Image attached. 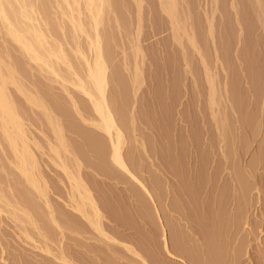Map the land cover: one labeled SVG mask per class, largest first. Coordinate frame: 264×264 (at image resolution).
<instances>
[{"label": "rangeland", "instance_id": "374dc122", "mask_svg": "<svg viewBox=\"0 0 264 264\" xmlns=\"http://www.w3.org/2000/svg\"><path fill=\"white\" fill-rule=\"evenodd\" d=\"M36 1L37 0H34L33 8H35L34 4H36V7H38V8L41 7V6H37L39 4V0L37 2ZM53 1H51V3L49 2L50 5L48 4L47 6H45L47 9H44L42 7L44 10L43 9L39 10L37 8V11L35 10L38 14V15L35 14L36 18L38 20V17H40L41 19L39 18V20H42V21H44V19L47 21L49 19H53L52 20L53 22L56 21L55 22L56 25L52 24L53 22L50 20L48 22H52V23L46 22L45 25H44L45 21L42 22L43 23L42 29L44 31L48 28V26L51 25V27L49 29L51 31L50 33H52V34H50L52 37L51 36L48 37V35H47V38L48 39L49 38H52V39L55 38V41H59L58 43L59 44L61 43V46L64 48V50H66L67 53H69L70 58L72 57L71 60L73 62L75 61L76 63L75 62L74 63L77 64V66H78L79 65L78 63L79 62L81 63V61H79L80 59L77 56L75 58V54L72 55L73 51L71 52L72 47H74V41L75 40L73 39L74 41L72 42V37L70 36V34H72V33L70 31H68V29L70 28V23L67 22V19L65 18V16L62 17L63 19H61L63 21L62 23H64V25H62V23H60L58 21V19H60L59 18L60 16L58 17L59 14L57 13V11L60 7L58 5H56L57 3L54 4V2L56 0L54 2ZM112 1H113V4L111 3L113 5L112 9H114V10L104 9L107 13H109V12H111V13L106 14L105 11L103 12L106 15L105 16L103 15L104 18L102 20V23H100L102 25L100 27L98 26V30L100 29L99 33L100 34L102 33V35H100V36H102L103 40H104V43H102L104 45H102V47H104L105 49L108 47L107 50H105V52L104 51L103 52L107 53L108 58L106 57L105 54H104V56L106 57L107 60L109 59L108 61L106 60L107 65L109 67V72L111 73L112 69L113 70L116 69L115 72H117V70H118L116 75L113 74L115 72H112L111 75L116 76V78H118V75H120L119 78H121V79H119V78L117 79L118 84H116L115 81L112 80L113 82H111L109 84V88L113 91L114 95H117V96H115L116 106L119 107V105H120V108H121V106H123V109L125 108L124 112H125L126 116L124 119V125H122V127H123L122 128V135H123L122 141L124 142V143L122 142V149H123V152H130L131 151L132 158H133L132 159L133 165H132V163L129 164L130 170L135 171L134 172L135 176L137 178L139 177L138 179H140L145 184H147V187H149V189L152 191L151 193L156 197L155 203L159 201L158 203H156L157 208L159 206V209H160L159 213L157 212L156 209H154L153 203L149 200L147 201V198L143 197L144 194H142L141 190H139V188L136 187L135 183H133L132 180H130L128 177H126L120 170H118V168H116V166H113L112 165L113 163H111L110 161L104 160V159H106L104 157L105 154L101 150H104L105 148L101 145L104 148V149H101L102 147L98 143V141L101 139H99L98 136H96L97 139H95V137L92 138L93 134L97 135L98 133H96L97 130L90 123V121L92 119H94V113L91 110L90 102L87 101V98L84 95H81V93L77 89L73 88L70 85V87H69L70 93L72 94L74 100L77 102L76 103L77 106L79 107V108L76 107V109H75V107L72 104L71 98L67 94L65 95V92L63 93V90H62L60 84L58 83L59 81L58 82H57V80L54 81L55 80L54 78H52L54 80H50L51 78H50V75L48 73L41 72V70L39 71V69H37V67L34 63H32L29 60H28L29 61L28 62L26 59L27 57H24L22 55L23 53L19 52L21 50L17 49L18 48L17 44H14L12 41L7 39L8 38L7 36H4V35L2 37H0V45L2 44L0 46V48L2 50L1 49L0 50L3 51V55H2V53H0V55H2V57H4L6 55V54H4V51L8 52V50H9L8 53H10V55H9L10 57H11V55H15V56L17 55L16 57L15 56H12V57L16 58V60H18L17 58H21L20 61H22V62H20V63H23V65H24L21 67H22V69L24 67V69H23V71H21V73H17V78L20 77L19 79L22 81H19V82H21L24 85V87L26 89H28L31 93L36 94L38 96L37 98L40 99V97L42 95V97H43L42 99L44 101L41 99L40 100L48 108L50 116L53 117V118L51 117V121H55L56 119L58 120V121L56 120L57 122L55 121V123L56 124L58 123L61 130H63L62 131L63 135H64L66 141L69 142L68 144H69V147H71L70 149H72L73 153L76 155V157H78V159L81 162V168L80 169H81L82 176L84 175L83 178L85 179L87 185L90 187V190L93 191V193L96 195L97 200L99 199L98 201H100L102 211L104 212L103 214L105 216V218L103 219V222L105 223V226L107 227V228L105 227V229L106 230L108 229L107 230L108 232L111 231L109 233L111 235H114V237H116L119 240H125V241L132 242V244L137 248V250H139L140 253L147 258L149 264H177V263L173 262V260L171 261V259H169L166 256L165 252L161 250V236H160L161 231L159 229V227H160L158 225L159 219L157 217V215H159V214L160 215L162 214L163 216L165 215L166 217H168L170 219L169 215H171V213H172V216H173L172 219L174 221L180 220L179 221L180 223L177 221L178 225L181 224L178 226L179 228H181L180 229L181 233L179 232V238H181L182 242H183V240L187 243L189 242L188 244L184 243V245L185 244L187 245L186 246L187 249L189 247V249L191 251L193 249L192 252H195V253H196V251H198L197 254H199L201 251L203 252V250H206V247L204 245L201 248V246H199L198 243H196L195 244L197 246V248H196V246L193 247L194 244H192V241L193 240L195 241V238H197L198 235L201 237L200 234H202V233H200V234H198V233L201 231H204V229L202 227V223L200 222L201 229H199L200 226H199L198 222H194L191 220L185 221L184 218H183L184 220L181 219L180 214L177 213L176 211L168 210L170 206L165 207L166 206L165 204H167V203H168L167 205H170L172 202L179 200V202L181 203L182 201H180V200H184V199H182V196H183L182 194L184 193L183 189L185 188V187L184 188H182V187L184 185L187 187V188H185V190L186 189H188V190L192 189L191 191L197 190V189H193V187L195 186L194 185L195 182H193V180H191V178L189 177L190 174H188L189 173L188 171H190V168L192 165L191 164L192 160L190 159L191 155H192V153H191L192 149H191V147L185 145L186 142L184 143V137H186V132H184L182 130V127L185 125V122H181V120H179L180 119L179 118V116H180L179 112H181V114H184V116L188 120L194 119V116L196 114L194 111L195 107L192 104V101L194 100L195 95H194L193 88L191 86V82H190L191 79H190L189 74L184 71L185 70L184 67L180 66L179 62L177 60V59H179L178 58L179 56L177 53V48H176L177 46H176V43H175L174 38H173L172 24L169 22L170 20H168L167 14L162 11L160 4L158 2L159 0H140L138 2L139 7H138L137 2L135 0H112ZM175 1H176V9H177V11L178 10L180 11V12L178 11L179 12L178 18L181 22L183 21V18H186L190 22H193V23L195 22L199 25H202L198 29L199 31L197 30L198 31L197 33L199 35H201V40H202V38H203V40L205 39L206 42L205 41H202V42L205 44L206 48L210 44V40H209L208 36H206V35H208L207 31L205 30L206 28L204 27V24H206L207 20H212V23L215 26V29L213 31V35H214L216 40H218V38L220 36L222 37V35L227 37V38L229 37L228 39L230 41L231 48L229 47L230 52L228 55V59H229V69L228 70H229L230 75H231V72H233V74H232L233 76L231 78H235L237 76L236 78L241 80V77L239 78V76L242 72H241V70L239 71V69L237 67L242 62L240 60H237L233 56L234 55L233 53H235V52L237 53L243 49H246V47H247L246 45L248 43L249 44L253 43V45L251 44L253 46V47L251 46L252 49H250L249 47H247V48L250 49V51L252 50L251 52L249 51L251 55L248 53L250 55V56L249 55L248 56L251 57L252 60L254 58L253 61H256V64L259 67L256 70V73L257 74L258 73H260V74L264 73V49H263L264 48V45H263L264 44V38H263L264 34H263V29H262V27H264L263 26L264 25V5H263L264 0H263V2L261 0L260 3H257V0L256 1H254V0H175ZM40 2H41V0H40ZM255 2H256V4H253ZM41 4L43 5V2L40 3V5ZM62 5H63V7H62ZM62 5H61L62 9L64 8L63 10L66 11L67 9H65L66 7H65L64 3H62ZM120 6H122V7H120ZM140 6H141V8H140ZM258 6H259V8H258ZM260 6H261V8H260ZM105 8H108V7H105ZM110 9H111V7H110ZM258 9L261 11H259ZM38 10L40 12H38ZM82 11H84V12H82V14L80 16L82 18L84 16V21L86 22L88 20V17L85 13L86 11L84 9H82ZM58 12H60V10ZM234 12H236V13H234ZM47 13L49 14V17H48ZM39 15H42V16H39ZM44 16L48 17L49 19L44 17ZM33 17H35V16L33 15ZM115 17L117 19L118 18L119 19L117 20ZM181 18H182V20H181ZM234 18L238 19L239 23L241 22V25H239V27L236 26L237 21H235ZM123 19H124V21H123ZM108 20L110 22H108ZM39 22H41V21H38V23ZM88 22H86V25H87L86 28H87L88 32L91 33L93 31L91 30L90 23L88 24ZM115 22L116 23L118 22L117 23L118 26ZM47 23H48V25H46ZM59 23L61 24V27L63 26L62 27L63 29H61V27L59 28V26H60ZM43 25L47 26L46 29L44 28ZM53 25H55L57 28H55V29L52 28V27H54ZM105 26H107V27H105ZM122 26H123V28H122ZM89 27H90V30H89ZM101 27L103 30L101 29ZM139 28H140V30H139ZM51 29H54L55 31L51 30ZM69 30H71V28ZM138 31H140V32H138ZM109 32H110V34H108ZM235 32H239V34H237ZM47 33H48V29L46 30L45 34H47ZM56 33L61 34V35H57ZM55 34H56V36H55ZM108 35H110L109 36L110 38L108 37ZM226 35H228V36H226ZM80 36L81 37L79 38L80 39L79 43H82L81 44L82 50L84 51V53L88 57H91L92 53H91L90 49H88L89 47H88L87 39L82 34ZM91 36H93V33L91 34ZM235 36L239 37V40H240L239 42H236L238 37L236 38ZM3 37L4 38L6 37V38L4 39ZM83 37H84V39H83ZM104 37H105V39H104ZM205 37H207V39ZM68 38H70V39H68ZM261 39H262V41H260ZM105 40H106V42H105ZM257 40L260 42H258ZM83 41H85L86 44H85V42L83 43ZM253 41L254 42L257 41L256 44L257 43H259V44L255 45ZM101 42H103V41H101ZM232 44H235V45H232ZM249 44H248V46H250ZM6 47H7V50L5 49ZM137 47H139L140 51L138 53V51L136 50L137 54H136V56H134L136 53L135 49ZM68 48H69V50H68ZM104 48H103V50H104ZM3 49H5V50H3ZM176 53H177V55H176ZM252 54L254 56H252ZM132 57L135 59H132ZM6 58H9V57L6 56ZM76 59H78V60H76ZM194 59L195 58H193V60ZM134 61H135L136 66H138V68H139V70H137V71L135 69ZM262 61H263V63H262ZM18 62H19V60H18ZM27 62H28V64H27ZM128 64H129V66H128ZM19 65L20 64H18V66ZM29 65H31V66H29ZM133 66H134V68H133ZM19 67H17V68H19ZM80 68H81L80 72L82 73L83 67L80 66L79 69ZM62 69L64 70V68H62ZM132 69H134V70H132ZM237 70H238V72H240V74L237 72ZM17 71H18V69H17ZM135 71L136 72L139 71V72L136 73ZM257 71H259V72H257ZM135 73H136V76H138L136 78L138 80H135V78H134V77H136V76H134ZM131 77H133L136 82L135 81L132 82L133 78H131ZM31 80H33V81H31ZM238 85H240L241 86L240 88H243V90H245L244 88L247 86V84L245 85L242 80L240 83H238ZM243 85H245V86L242 87ZM36 86L39 87V88L37 87V91H36ZM8 88H11L12 92H10V91L9 92L11 93V95H13V97H15V98L18 97L17 100L19 102L16 103L17 100L15 101V98H14V101L16 104V108H18L17 110L19 111L22 119L24 120L23 122L25 124L26 129H27V132L29 133V137H31V138L33 137L36 140V142L38 143V145L30 143V148H31L32 152L34 153V155L36 156L37 161L40 165V168L44 174V177L46 178V180L48 182V193H47L48 197H49L50 201L52 202L51 204L53 206V209H55V214H56L57 218L62 223V221H63L62 215H63L64 211H65V214L66 213L71 214L70 209H68L69 207H66L65 202H64V201H66V199H65L66 196L64 198V195H65L64 186L66 185V177H64L65 175L63 174L62 170L58 166L56 167V165H54L52 163V161L50 160L49 157L51 156L53 158L54 154L49 150L48 144L46 145V143L49 140L52 141L53 143L54 142L56 143V140H54L55 136H53L54 134H52L53 131L51 129L52 128L51 124L52 123L55 124V123L52 122L50 124L48 119H46L47 115L42 114V113H44L43 110H41L38 107H33L34 105H31L28 102L26 103L25 98L23 99L24 96H21L22 94L20 95V93L14 87L10 86ZM113 88L116 91H114ZM40 90H42V91H40ZM36 92H38V94H40V95H38ZM178 92H179V94H178ZM175 95H177V97L180 95L178 102H177ZM192 95H194V96H192ZM263 99H262V102L259 101V103H257L259 106H257V105L252 106V108H251L252 113H250V111L248 112V113H250L249 115H251L250 117L252 118V120H251L252 129L250 132H247V134H246V138H247V136L249 137V138H247V140L249 139L248 144L250 146L247 145L249 147L247 148V146H246L247 149H245V151L242 150L239 158L237 159V162L241 163L243 166L253 159L254 160L258 159V161H256V165H255L254 169L251 172L247 173V171H246L243 173V177H244V175L246 177L247 184L250 183L251 187L253 186V188L250 189V184H249V191L250 190L251 191L248 195H249V197L251 196L250 199L251 198L252 199L251 200L248 199V201H249L248 203H250V204H248L249 206H247L248 207V215H249L247 217L248 218L247 220L249 222L248 228L249 229L252 228V230L249 231L250 234L248 232H247L248 233L247 234L245 232L246 230H243V226H241L242 229H241V227L239 229L238 226H237V228H235L234 225L230 226V224H229L230 221H228L230 217H231L230 220L232 221L233 214L236 213L235 212L236 210H234V209L235 208L237 209L238 208L237 206H239V204L237 202L238 200L235 202V199H237V197H238V193L236 192V190H233V188H236V186L234 187V184H233V188H232V185H230L231 187L227 186L230 184V183H228L229 181L227 182V180H229L227 178H225V179L223 178L224 180L227 179L225 181V183H223L224 181L222 178H221L222 180H217L215 182V184L218 182L217 184L219 186L214 187V188H218V191L223 190L222 191L224 194L223 201L225 200L224 201L225 207H224V205H222V206L226 209V210L224 209V211H225L224 214L226 215L228 212L231 213L232 210L234 212L233 214L231 213V215L228 213L229 217L227 215H226V217H223L225 215L222 214V211H223L222 208L223 207L221 205L220 206H221L222 211L219 210L220 208L218 209L219 211H217V212L215 211L216 214L218 212L220 213V215L222 214L221 216H222L223 222H221V223H222V225L225 226V227L222 225L220 226V224H221L220 223L218 228L221 227L222 229L220 228V229L216 230V231L219 230L217 233L219 236L218 237L219 243L221 242L219 244V246L221 247L220 256H222V260H223V261L219 260L218 264H223V262H224V264H230L231 263L229 257L233 252V250L231 252V249H233V248H234V251L235 250L239 251L240 248H242V250H240L238 252L237 255H239V256L236 257L237 260L235 259L236 261L233 264H264V218H263L264 212L261 208L263 206V204H262L263 202H261V200L264 201V102H263L264 100ZM190 103H191V105H190ZM28 104L31 106H29ZM186 105H188V107ZM191 106H192V108H190ZM19 107L21 108V111H20ZM130 107H132V108L130 109ZM67 108H68V110H67ZM187 108H189V109H187ZM57 109H59V110H57ZM131 110L133 111V114H134L132 120L129 119V116H130L129 114H130ZM183 112H185V113H183ZM79 114H80V116H78ZM190 114H192V115H190ZM42 115H45L46 117L43 118ZM79 117H81V118H79ZM86 119L88 120V122L86 121ZM182 123H183V126H182ZM70 124L71 125L73 124L72 125L73 127ZM195 124H197V123H195ZM195 124L193 126H195ZM50 126H51V128H50ZM193 126H192V128H193ZM254 126H255V128H254ZM183 128H186V127H183ZM194 128H197V127L195 126ZM201 131H202V129H201ZM184 133H185V135H184ZM250 133H252L251 136H250ZM178 134L182 135V136L184 135L183 138L181 136L183 141H179V139H178L179 135ZM140 138H142V139H140ZM0 139H2V140H0V142H1L0 144H2V148L0 147V167H4V165H5V167H4L5 169L0 168V176H1L0 181L3 179V181H1V183H2L1 188L6 191V192L4 191L5 193H7L8 188L6 187V182L9 181V183H7V185L11 183L10 184L11 187L14 186L13 190L18 193V191L23 190V188H22V186L21 187L19 186V184L16 182L17 180L16 181H13L14 179L11 180L12 179L11 176L13 177L12 172L14 169H12V167H11L12 165H8L7 160H5L6 159L5 156L9 157V156H11L10 155L11 153L9 152V149L7 147H5V145H7V144H5L6 142L3 141V138L1 137ZM96 140H98V141H96ZM73 143H74L75 148L72 146ZM188 148H190V149L188 150ZM3 150H4V152H3ZM6 152L9 154L6 155ZM61 152L62 151H60V154H61ZM187 152H189V153H187ZM4 153H5V155H4ZM189 154H191V155H189ZM64 157H66V161L68 160L67 165L70 166V168L72 170L75 169L73 167L76 165L75 161H73L74 157L72 158L69 155L67 156V154ZM103 157H104V159H103ZM67 158H69V159H67ZM54 159L57 162H59L58 159H56V157H54ZM185 161H187L186 165H185ZM102 163H103V165H102ZM6 168L8 171L6 170ZM103 168H104V170H103ZM105 168H108V170H106ZM10 169L12 170V172ZM168 169H170V170H168ZM199 169L200 170H197V172H196V174H198V176L201 173L204 174L203 173L204 170L201 168H199ZM178 170H179V172H178ZM5 171H7L9 173V176L8 175L7 176L10 178L11 181L9 180L8 177L5 178V176H6L5 174H8ZM162 171H164V172H162ZM171 171H172V174L173 173H175V174L172 175ZM226 171L227 170L222 171L223 172L222 177L225 176L224 174L226 173ZM177 172H178V174H177ZM183 173L185 174V177H184ZM186 174H187V176H186ZM202 174L198 177V182H199V179L201 178L202 182L200 184H201V186H204V188L202 187V189H201V187H199L198 188L199 191L198 190L196 191V192H201L200 194H202V195L196 193L198 197H196L195 200H197V201H195L194 199H191V201L194 200V202L190 201L189 204L187 203L188 206L187 205L186 206L190 209H193V208L195 209L196 206L194 207L193 205L194 204L197 205V202L198 203L201 202L200 204L202 205V211H200L201 208L199 211H200V213L202 212L201 215L204 216V219H205V216H207L205 219V221L207 222V220L211 217V216H209V213L207 212V210L209 208V207L207 208V206H209V203L211 202L210 195H208V193H207L208 189L210 188V182L208 183L206 181L207 175L206 174L202 175ZM176 175L177 176L179 175V181L180 182L182 181V178H184L183 182H184V180H185V182L184 183L181 182L182 184L181 183L179 184L178 183L179 181L177 179L178 177ZM180 176H182V177L180 178ZM186 177H187V179H186ZM204 178H205V180H204L205 182L203 181ZM4 180L6 182H4ZM244 180H245V178H244ZM247 180L249 181V183ZM12 182H13V184H12ZM16 184L18 187H20V189L18 187H17L18 189H16ZM160 184H161V187H160ZM163 184H165L164 185L165 187H162ZM196 184H198L197 181H196ZM191 185H193V187ZM190 186L192 188H189ZM198 186H199V184H198ZM172 187H174V188H172ZM196 187H197V185L194 188H196ZM155 188H157V189H155ZM220 189H222V190H220ZM188 190H186V191H188ZM232 190L237 193L236 198H235L236 193H233ZM161 191H163V193H166L167 196L165 194H163V195H165L166 198L163 197ZM180 191H181V193H180ZM186 191H185V193H186ZM216 191H217V189H216ZM218 191H217V193H220ZM137 192L140 194V196L138 195ZM17 193H15V194H17ZM215 193L216 192H214V194ZM141 194H142V197H141ZM203 194H204V196H203ZM225 194H226V197H225ZM232 194H234V195H232ZM7 195L9 196V191H8ZM159 196H161L162 198ZM207 196H209V198L205 199L204 197H207ZM259 196L261 199L259 198ZM17 197H18L19 201H20V199L22 201V198H19L20 197L19 193H18ZM139 197H141V198H139ZM257 197H258L259 201L257 200ZM186 198L187 197L185 195V200L187 201L189 198H187V199ZM157 199H159V200L157 201ZM164 199H166V200L164 201ZM208 199L210 200V202ZM230 199H234V201L233 200L230 201ZM160 200L161 201L163 200V202H166V203L163 204L162 202H160ZM186 201H185V204H186ZM226 201H228V204H230V205L226 204L227 203ZM21 203H23L22 205H24L27 202H25V200H24V202H21ZM36 203H37L36 206L31 205V203H28L25 206L29 207L28 206L29 204L32 206V207L30 206V208H33L32 210H34V211L31 210L32 215H34V217L36 216L35 217L36 220L41 218V221L38 220V223H39V225H41V227H45V228L51 227L52 228V226H51L52 224L50 223L49 219L46 217L47 216V214H46L47 209L42 206L41 201H36ZM163 206L165 207L164 209H163ZM197 206L199 207V204ZM204 206H205V208H204ZM211 207L212 206L210 203V208ZM230 208H231V210H230ZM263 208H264V206H263ZM6 209H9V208H6ZM197 209H199V208H197ZM227 209H229V211ZM209 210H210V212H212L211 209H209ZM216 210H217V208H216ZM174 214H175V217H174ZM260 214L263 216L262 217L263 221L260 220L261 219ZM41 215H42V217H41ZM162 215H161V218H163ZM215 215H214V217H215V220L217 221V219L220 216H218V215L215 216ZM176 216H177V218L178 217H180V218L177 219ZM214 217L212 218L213 223L215 222ZM216 217H217V219H216ZM224 218H226V219H224ZM163 219H165V218H163ZM1 220H3L4 222L1 221L2 223H0V227H1L0 228V238H1L0 240H1L2 244L4 245V247L6 246L5 247L6 248L5 249L6 254H4V256H6L5 258L8 260L7 264H11V263L15 264L16 263L15 260L16 259L19 260V258H22V257H24V258H22V259H24V261L26 259L30 258L29 260L25 261V263H27V264H29L30 260H31L30 262H34L35 259H38L39 256H37L38 258L35 257L36 256V255L34 256L35 253H33L32 249H29V248H31L28 245L30 243V240L26 239L25 237H24L25 239H23L22 235H21L22 237L18 236L20 238L15 236V234H16L15 232L18 231L17 227L15 226V222L14 223L10 222L11 219L9 218V216L7 217L6 214L5 215L2 214ZM117 220H118L119 226H118ZM209 220H211V218ZM209 220H208V223H206L204 220H202L204 222V224H206V226L204 225V227H207L208 226L207 224H210ZM218 220H220V218ZM187 221H188V223H187ZM227 221H228V223H226ZM63 222H65V221H63ZM177 222H175V224H177ZM25 223H26V221H25ZM24 225H27V224H24ZM66 225H67V223H66ZM63 226H65V225L63 224ZM228 226L231 229H229ZM28 227L31 228V225L29 224V222H28L27 228ZM111 227L113 229L114 228L116 229L118 227V229H120V232L117 233V231H115V229L113 230ZM12 228L14 230H11ZM225 228L228 230H226ZM248 228H247V230H249ZM31 229H33V228H31ZM115 232L117 235L115 234ZM167 235H169V234H167ZM77 238H78V241L80 240L78 243L76 242L77 239H76V241L74 239V241H75V243H74L73 240L70 241L68 238L65 239V243L68 245L70 243L73 244L75 246V248H77V250L81 254V252H83V250L86 251V247H85L86 245L84 246L85 248L83 247L84 249L81 247L82 244H84V242H86V240L83 238L81 239V237H79V236ZM98 238H100V237L98 236ZM201 239L199 241H201ZM220 239H222V240L220 241ZM81 241H83V242L80 243ZM79 243L81 246L79 245ZM153 243H154V245H152ZM109 244L112 245V243H109ZM113 244H115V243H113ZM98 245H100V250L101 251L103 250L102 251L103 253H99V254H102V255H100L101 256L100 259L98 258L99 257L98 253L96 254L98 257L93 255L96 259H98V261H100L97 263V261H94L96 259L93 257L94 258V260H93L94 264H95V262L97 264H101V263L103 264V260H104V264H107L108 261H106V260L108 259L107 258L108 256H109V258H112V256H113V259H114V260L110 259L111 261L108 262L110 264L111 263L113 264L114 262H115L114 264H116V263L117 264H121V263L122 264H137L135 262H138L137 258L131 256L127 251H126L127 253L125 252L126 258L124 256H122L124 258H121L118 253H117L118 255L114 254L115 252H117L115 250H113L115 252H113L111 250L113 255L109 250L108 251L109 255H108L106 253L107 251H105L106 250L105 245L103 243L101 244V241H99ZM116 245H113V247H115L116 249L117 248L119 249L120 247H118V246H120V245H118V244H116ZM241 245H242V247H241ZM190 247H193V248L191 249ZM200 248H201V250H200ZM79 249L82 251H80ZM146 249H147V251H146ZM119 250L121 252L125 251V250H122L121 248ZM202 252L200 254L203 257L204 255L202 254ZM79 253L77 255H80ZM82 254H84V253H82ZM91 255H92V253H91ZM152 255H154L155 257L157 256V257L154 258V256H152ZM80 256H78V257L82 261L79 259H78V261L80 263L81 262L86 263L87 257L85 260L83 258L84 256H82V257H80ZM220 256H218V258ZM25 257H26V259H25ZM102 257L104 258L103 260L101 259ZM223 257H225V259ZM151 258H154V259H151ZM18 260H17L16 264H18ZM21 263H19V264H21ZM87 263H89V262H87ZM90 263L92 264V262H90Z\"/></svg>", "mask_w": 264, "mask_h": 264}, {"label": "bare ground", "instance_id": "6f19581e", "mask_svg": "<svg viewBox=\"0 0 264 264\" xmlns=\"http://www.w3.org/2000/svg\"><path fill=\"white\" fill-rule=\"evenodd\" d=\"M51 1H53V0H51ZM51 1L50 0H43V1L41 0V2H40V0H39V4L37 6H41V7L38 8V7H36V4H34V6L36 8L35 9V8H33L34 0H0V37H2L3 35L7 36L8 37L7 39L12 41L14 44H17V47H18L17 49L21 50L19 52H22L23 54L22 53L21 54L24 57H27L26 58L27 61L29 60L32 63H34L36 65L37 69H39V71L41 70V72L48 73L50 75V78H51L50 80L55 79L54 81H56V80H57V82L59 81L58 83L60 84V86L63 90V93L65 92V95L67 94L71 98L72 104L75 107V109L78 106L76 104L77 102L74 100L72 94L70 93V90H69L70 85L73 88L77 89L81 93V95H84L87 98V101L90 102L91 110L94 113V119H92L90 121V123L97 130L96 133H98L97 135L93 134L92 138L95 137V139H97L96 136H98L99 139H101V140L98 139L99 141L98 140H96V141H98L100 146L102 145L105 148L104 149L102 146H101L102 148L100 147L101 149H104L101 151L104 152V154H105L104 157L107 160L104 159V157H103V159L105 161H110L111 163H113L112 164L113 166H116V168H118V170H120L126 177H128L130 180H132L133 183H135L136 187H138L139 190H141L142 194L145 195V196L143 195V197L147 198V201L148 200L151 201L153 203L154 209H156L157 212L159 213V211H160L159 206L157 208V205H156V203L159 202L158 201L159 199H157L158 202L155 203L156 197L151 193L152 191L149 189V187H147V184H145L143 181L138 179L139 177L137 178L135 176V174H134L135 171L130 170L129 164L132 163V165H133V160H132L133 158H132L131 151L130 152H123V149H122V142H123L122 141V139H123V135H122V128L123 127H122V125H124V119L126 116L125 112H124L125 108L123 109V106H121V108L123 109L122 110L120 108V105H119V107L116 106L115 96H117V95H114L113 91L109 88V84L113 81H115V83L118 84L117 79L119 78L120 75L117 74L118 78H116V76L111 75V73L115 72L116 69L115 70L112 69L111 73L109 72V67H108L107 62H106L107 53H104L108 47L106 49L104 47H102V45H104V44H102V43H104V40H103V37L100 36V35H102V33L101 34L99 33L100 29L98 30V26L100 27L102 25L100 23H102V20L104 18L103 15L105 16L106 14L111 13V12L107 13L104 9L114 10V9H112L113 8V5H112L113 1L112 0H56V1L54 0L55 2L53 1L54 4L57 3L56 5H58L60 7L58 9V11L60 10V12L57 11V13L59 14V15L57 14L58 17L60 16L59 17L60 19H58V21L60 23H62L63 21L61 19H63L62 17L65 16V18L67 19V22L70 23L71 30H69L70 29L69 28L68 31H70L72 33V34H70V36L72 37V42L75 40L74 41V47H72L71 52L73 51L72 55L75 54V58L77 56L80 59L79 61H81V63L79 62L78 66H77V64H75L76 63L75 61H74L75 62L74 63L71 60L72 57L70 58L69 53H67V51L64 50V48L61 46V43L60 44L58 43L59 41H55V38L54 39L49 38L50 40L47 38V35H48V37H50L51 36L50 34H52V33H50L51 31L49 29L51 27L50 24H49L50 26H48V28H47L48 33L45 34L46 30H47L46 29L47 26H44L45 23L48 22L49 20L50 21L53 20V19L48 18L49 14L47 13L48 17L44 16V17L49 19L48 21L44 19L45 22L42 20H39L40 17H38V16H37L38 20L36 18L35 14H37V12H36L37 8L39 10H41L43 8L47 9L45 6H47L48 4L50 5ZM135 1L137 2V5L139 7L138 2L140 0H135ZM254 1H256V0H254ZM260 1L261 0H257V3H260ZM42 2H43V5L42 4L40 5V3H42ZM158 2L160 4L162 11L167 14L168 20H170L169 22L172 24L173 38H174V41L176 43L177 53L179 56V57L177 56L179 58L177 60L179 62V65L184 67V69H185L184 71L189 74L190 79H191L190 80L191 86L193 88L194 95H195V98L193 97L194 100L192 101V104L195 107L194 108L195 110L194 109L193 110L195 111V114H196L194 116V119L188 120L184 116V114H181V112H179V115H180L179 120H181V122H185V125L183 126V123H182V126L186 127V128L182 127V130L184 132H186V137H184V143L186 142L185 145L191 147V149H192V151H191L192 155L189 154V155H191L190 159L192 160V163H191L192 165H191V168L189 167L190 171H188L189 172L188 174H190L189 177L191 178V180H193V182H195L194 185L195 186L197 185V187L194 188L195 186L194 187H193V185H191V186L193 187V189H197L198 191H199V189H198L199 187H201V189H202V187L204 188V186H201V184H200L202 182L201 178L199 179V182H198V177L202 173L200 172L201 174L199 176H198V174H196L197 170H200L199 168L203 169L204 170L203 173L207 175L206 181L208 183L210 182V188L208 189L207 193H208V195H210L211 202L209 199L208 200L211 203V206L213 207V208L212 207L210 208V203H209V206H207V208L209 207L207 212L209 213V216H211L210 217L211 220H209L210 219L209 218L208 220H209L210 224H207L208 226L204 227V225L206 226V224H204V222L202 220L205 221L207 216H205V219H204V216L201 215L202 212L200 213V211H202V205L200 204L201 202L200 203L197 202V205L199 204V207L195 204L193 205L194 207L196 206L199 209H197L196 207H195V209L194 208L190 209L187 207L188 204L190 203L191 199L195 200V198L198 197L197 194H200L201 192H196L197 190L191 191L192 189L191 190L186 189V190H188V191H186L185 188H187V187L185 185L184 186L182 185L183 186L182 188L185 187L183 189L184 193L182 195L184 197L182 196V199L185 200V195L187 198H189L187 201L185 200L186 204H185L184 200H180L183 203L182 202L180 203L178 200V201L172 202L170 205H167L168 203L165 204L166 205L165 207L170 206L169 209L168 208L167 209L176 211L177 213L180 214L181 219L184 218L185 221L191 220L194 222H198L199 226L201 225L200 222L202 223V227H203L204 231L200 230L201 232H199V233L197 232L198 234L202 233V234H200L201 237L198 235V237L195 238V241L194 240H193L194 242L192 241V244H194L193 247H195L196 246L195 244L198 243V245L201 246V248L204 245L206 247V250H203V252L201 251L202 254L204 255L202 257L200 254L201 253L200 251H199L200 252L199 254H197L198 251H196V253L192 252L193 247H190L192 249V251L189 249V247H188V249L186 248V246H187L186 244H188L189 242L187 243L184 240L182 242L181 238H179V232L181 233V230H180L181 228H179L178 226L181 224L178 225V222L180 220L179 221L177 220L178 222L174 221L172 219V217H173L172 213H171V215L168 214L170 216V219L168 217H166L165 215L163 216L162 214L161 215L165 219L161 218L160 214L157 215V217L159 219L158 225L160 226L159 229L161 231V233H160L161 250L165 252L166 256L169 259H171V261L173 260V262H175L177 264H218L219 260H221V261H223V260H222V256H220L221 247L219 246V244L221 242L219 243V238H218L219 236L217 233L219 230L218 231H216V230L221 228V227L218 228V226L221 222H223L221 215L225 213V211H224V209H225L224 208L225 207L224 201L225 200L223 201V196H224V194L222 192L223 190L220 189L222 191H218V188H214V187L219 186L217 184L218 182L215 184V182L217 180H222L223 178L229 179V180L226 179L227 182L229 181L228 183H230L227 186L231 187L230 185H232V188H233V184H234V187L236 186V188H233V190H236V192L238 193V197H237V199H235L237 196V193L232 190L233 193H236L234 199H235V202L238 200L237 202H238L239 206H237L238 207L237 209L236 208L234 209V210H236L235 214H233L234 213L233 210L231 212L233 214L232 221L230 220L231 217L228 220L231 222V223L229 222L230 226L234 225L235 228H237V226H238L239 229L241 226H243V230H246L245 232L246 233L248 232L249 234H250L249 231L252 230L251 227H250L251 229L248 228L249 222L247 220L248 219L247 217L249 216L247 206H249L248 204H250V203H248L249 202L248 199L249 200L252 199V198L250 199L251 196L249 197V195H248L251 191V190L249 191V184L250 183L247 180L249 183V184H247L246 177H245V175L243 177V173L246 171H247V173L251 172L254 169V167L256 165V161H258V159L257 160L253 159L250 162H248L247 164H245L244 166L241 163H238L237 159L239 158L241 151L242 150L245 151V149H247L250 146L248 144L249 139L247 140V138H249V137L247 136V138H246L247 132H250L252 129V127H251L252 126L251 125L252 124V122H251L252 118L250 117L251 115H249V114L252 113L251 112L252 106H254V105L259 106L257 103H259V101L262 102V99L264 98V73H261V74L256 73V70L259 67L256 64V61H253L254 58L252 60V58L249 57L251 55L250 52L252 50L250 51V49H252L251 46L253 45V43H250V44L248 43L250 46H248V44L246 45L250 49H248L246 47V49H243L237 53L234 51L235 53H233L234 54L233 56L237 60H240L242 62L237 67L239 69V71L241 70V72H242L240 74V72H238V70H237V72L240 74L239 78L241 77V80L243 81V83L245 85L247 84V86L244 88L245 90H243V88H240L241 86L238 85V83H240L241 80L236 78L237 77L236 75H235L236 76L235 78H231L233 76L232 75L233 72H231V75H230L229 70H228L229 69L228 55L230 52L229 47L231 48V44H230V41L228 39L229 37L227 38V37L222 35V37L218 36L219 38H218V40H216L214 35H213V31L215 29V26L212 23V20H207L206 24H204V27L206 28L205 30L207 31V34H208L206 36H208V38L210 40V44L206 48L205 44L202 42V41H205V39L203 40V38H202V40H201V35H199L197 33L199 31L198 29L202 25H199L195 22L194 23L190 22L186 18H183V21L181 22L178 18V15H179L178 13L180 11L178 10L179 11L178 12L176 9V1L175 0H159ZM262 2H263V0H262ZM62 3H64V5L66 7L65 9H67L66 11L63 10L64 8L62 9V7H63ZM253 4H256V2ZM61 5H62V7H61ZM105 7H108V8H105ZM110 7H111V9H110ZM120 7H122V6H120ZM140 8H141V6H140ZM258 8H259V6H258ZM260 8H261V6H260ZM82 9H84L86 11L85 13L88 17V20L86 22L89 21L88 24L90 23L91 30L93 31L91 33H89L87 28H86L87 25H86V22L84 21V16H83V18L80 16L82 14V12H84V11H82ZM39 10H38V12H40ZM104 11L106 12V14L103 13ZM259 11H261V10H259ZM234 13H236V12H234ZM33 15L35 17H33ZM39 16H42V15H39ZM181 20H182V18H181ZM38 21H41V22L38 23ZM123 21H124V19H123ZM235 21H237L236 26L239 27V25H241V22L239 23L238 19H235ZM42 22H44L43 26L46 29V30H44L45 32L42 29L43 28ZM52 22H48V23H52ZM55 22L56 21H54L52 24L56 25ZM108 22H110V21L108 20ZM48 23L46 25H48ZM60 23H59V25H60L59 28L61 27ZM55 25H53L54 27H52V28H54V29L57 28ZM62 25H64V23H62ZM117 26H118V24H117ZM62 27H61V29H63ZM90 27H89V30H90ZM105 27H107V26H105ZM122 28H123V26H122ZM54 29H51V30H54ZM101 29H102V27H101ZM262 29H263V34H264V27H262ZM139 30H140V28H139ZM138 32H140V31H138ZM92 33H93V36H91ZM235 33L239 34V32H235ZM56 34H55V36H56ZM81 34L87 39V43H88V47H89V48L88 47L87 48L90 49V51L92 53L91 57H88L84 53V51L82 50V47H81L82 43H79V40H80L79 38L81 37L80 36ZM108 34H110V32ZM57 35H61V34H57ZM109 36L110 35H108V37ZM226 36H228V35H226ZM238 36H235V37L237 38ZM84 37H83V39H84ZM205 38L207 39V37H205ZM68 39H70V38H68ZM104 39H105V37H104ZM101 41H103V42H101ZM239 41L240 40L238 37L236 42H239ZM260 41H262V39ZM260 41H258V42H260ZM84 42L85 41H83V43ZM105 42H106V40H105ZM256 42H254L255 45L259 44V43L256 44ZM85 44H86V42H85ZM232 45H235V44H232ZM103 48H104V50H103ZM5 49L7 50V47ZM5 49H3V50H5ZM138 49H139V47H137L135 49V51L137 50L139 53L140 49L139 50ZM68 50H69V48H68ZM137 51H136L134 56H136ZM8 52H9V50H8ZM8 52L4 51V54H6L4 57H2L3 51L0 52V53H2V55H0V138L2 137L3 141L6 142V143L4 142L5 144H7V145H5V147H7L9 149V152L11 153L10 154L11 156H9V157L5 156L6 157L5 160H7L8 165H12L11 166L12 169L15 170V171L13 170V172H12V170L10 169L12 172V175H13V177L11 176V178H12L11 180H13V179H14L13 181L17 180L16 182L19 184L20 187L22 186L23 190H20L21 192L17 190L19 193V196H20L19 198H22V201H21V199L19 201L18 197H17L18 193L13 190L14 186L11 187V185H10L11 183L7 185V183H9V181L6 182L4 180V182H6V187L8 188V191H9V196H8L7 195L8 191H7V193H5L6 191L1 188V185H2L1 181H3V179L0 181V223H2L1 221H3V220H1L2 214L3 215L6 214V216L7 217L9 216V218L11 219L10 222H13V223L15 222V226L18 229V231L15 232L16 233L15 236H17V237L23 236L22 237L23 239L26 238V239L30 240V243L26 240L29 243V244L28 243L27 244L31 247L29 249H32L33 253H35L34 256L35 255H36L35 257L39 256V258L37 257L38 259H35V261L33 260L34 262H30L31 261L30 260L29 264H84L85 262L80 263L78 261V259H79L78 256H80V255H81L80 257L84 256L83 258L85 260L87 257L86 261L89 263L92 262V264H94L93 260L95 257L93 255L97 256L96 255L97 253L98 254L103 253L102 252L103 250L102 251L100 250V245H98L99 241H101V244L103 243L105 245V249H106L105 251H107L106 253L108 255H109V253H108L109 250H110V252H111V250L112 251L115 250V251H117V252L113 251V252H115L114 253L115 255L118 253L121 258H124L126 256V253L128 252L131 256L137 258L138 262H135V263H137V264H149L147 258L145 256H143L139 250H137V248L132 244V242L125 241V240H119L116 237H114V235H111L109 233L111 231L108 232L107 231L108 229L107 230L105 229L106 226H105V223L103 222V219L105 218V216L103 214L104 212L102 211L100 201H98L99 199L97 200L96 195L93 193V191L90 190V187L87 185L85 179L83 178L84 175L82 176L81 169H80L81 168L80 160L73 153L72 149H70L71 147H69V144H68L69 142L66 141V139L63 135V132H62L63 130H61L58 123L57 124L55 123V121L57 119L56 120L54 119L55 121H51L52 116H50L48 108L46 107V105L41 101V100H43L42 95L40 97V99H41L40 100L39 98H37L38 96L36 94L31 93L28 89H26L24 87V85L21 82H19L22 80L19 79L20 77L17 78V73H21V71H23V69H24V67H23V69L21 67V66H24L23 63H20V62H22V61H20L21 58H17L19 60V62H18V60H16V58L12 57L15 55H11V57H12L11 58L9 56L10 53H8ZM177 53H176V55H177ZM104 54L106 55V57L104 56ZM6 56L9 57L10 59L6 58ZM252 56H254V55L252 54ZM193 58H195V59L193 60ZM132 59H135V58L132 57ZM76 60H78V59H76ZM28 62H27V64H28ZM262 63H263V61H262ZM18 64H20L19 66L21 68L18 66ZM134 65H135L136 71L139 70L138 66H136V64H135V61H134ZM29 66H31V65H29ZM80 66L83 67L82 73L80 72L81 68L79 69ZM128 66H129V64H128ZM17 67H19V68H17ZM62 68H64V70ZM133 68H134V66H133ZM17 69H18V71L19 70L20 71L18 72ZM132 70H134V69H132ZM117 72H118V70H117ZM117 72H115L113 74L116 75ZM138 72H136V73H138ZM257 72H259V71H257ZM136 73L134 76H136ZM133 77H131V78H133ZM137 77L138 76L134 77L135 80H138V79H136ZM52 78H54V79H52ZM134 78H133L132 82L135 81ZM119 79H121V78H119ZM31 81H33V80H31ZM245 85H243L242 87H244ZM10 86L14 87L20 93V95L22 94L21 96H24L23 99L25 98L26 103L28 102L29 104L34 105L33 107H38L41 110H43L44 113H42V114L47 115L46 119H48L50 124L52 122L55 123V124L52 123L51 124L52 128H51V126H50V128L53 131L52 134H54L53 136H55V139L54 138L53 139L56 140V143L55 142L53 143L52 141L49 140L46 143V145L48 144L49 150L54 154V157H56V159H58L59 162H57L54 159V157L52 158L51 156L49 157L50 160L52 161V163L54 165H56V167L58 166L62 170L63 174L65 175L64 177H66V185L64 186V188H65L64 189L65 190L64 198L66 196V198H65L66 201H64V202H65V206L69 207L68 209H70L71 214H69V213L65 214V211H64V213L62 215L63 216L62 220L65 222L62 221V223H61L59 221V219L57 218V216L55 214V209H53V206L51 204L52 202L50 201V199L48 197V194H47L48 193V182H47L46 178L44 177V174L40 168V165L37 161L36 156L34 155V153L32 152V150L30 148V143H33L35 145H38V143L36 142V140L33 137L32 138L35 141L31 137H29V133L27 132V129H26L25 124L23 122L24 120L22 119L19 111L17 110L18 108H16L15 101L17 100L18 97L15 98V97H13V95H11L10 92H12V90H11V88H8ZM37 87L38 86H36V91H37ZM115 89H114V91H116ZM42 90H40V91H42ZM38 92H36V93L38 94ZM178 94H179V92H178ZM38 95H40V94H38ZM177 95H175V97H176L177 102H178L180 95L178 97H177ZM194 95H192V96H194ZM14 98H15V101H14ZM18 102L19 101L17 100L16 103H18ZM31 105H29V106H31ZM190 105H191V103H190ZM186 106L188 107V105H186ZM131 108L132 107H130V109ZM190 108H192V106ZM187 109H189V108H187ZM57 110H59V109H57ZM67 110H68V108H67ZM20 111H21V108H20ZM131 111L129 114L130 115L129 119L132 120L134 114H133V111L132 112ZM249 111H250V113H248ZM183 113H185V112H183ZM80 114L78 116H80ZM190 115H192V114H190ZM42 116H43V118L46 117L45 115H42ZM81 117H79V118H81ZM86 121L88 122L87 119H86ZM195 123H197V124H195ZM194 124L197 128H194L195 127V126H193ZM192 126H193V128H192ZM254 128H255V126H254ZM201 129H202V131H201ZM251 134L252 133H250V136H251ZM184 135H185V133H184ZM181 136L182 135H179V137H178L179 141H183V139H182L183 136H182V138H181ZM140 139H142V138H140ZM0 140H2V139H0ZM0 145H1L0 147L2 148V144H0ZM247 145H249V146H247ZM72 146L74 147V143ZM246 146H247V148H246ZM189 149L190 148H188V150ZM60 151H62L61 154H60ZM3 152H4V150H3ZM187 153H189V152H187ZM7 154H9V153L6 152V155ZM66 154H67V156L69 155L72 158L74 157L73 161H75L76 165L74 164L75 166H73V167L75 169L72 170L70 168V166L67 165L68 160L66 161V157H64V156H66ZM4 155H5V153H4ZM67 159H69V158H67ZM186 162L187 161H185V165H186ZM102 165H103V163H102ZM4 167H5V165H4ZM4 167H0V168H4ZM105 169L108 170V168H105ZM6 170H7V168H6ZM103 170H104V168H103ZM168 170H170V169H168ZM224 170H227L226 173L224 174L226 177L224 175H223L224 177H222V174H223L222 171H224ZM7 171H5V172H7ZM172 171H171V174H172ZM162 172H164V171H162ZM178 172H179V170H178ZM178 172H177V174H178ZM174 174L175 173H173L172 175H174ZM204 174H202V175H204ZM5 175H6L5 176V178H6L9 176V173L5 174ZM183 175L185 177L184 173H183ZM186 176H187V174H186ZM177 177L176 178L179 181V175ZM181 177L182 176H180V178ZM0 178H1V176H0ZM244 178H245V180H244ZM183 179L184 178H182L181 182H183ZM186 179H187V177H186ZM224 179H223L224 182L222 181L223 183H225V181H226ZM9 180H10V178H9ZM204 180H205V178L203 179V181ZM196 181L199 184V186H198V184H196ZM181 182L179 181L178 183L180 184ZM184 182H185V180H184ZM12 184H13V182H12ZM164 185L165 184H163L162 187H165ZM191 186L189 188H192ZM17 187L18 186L16 184V189H18V188L20 189V187H18V188ZM160 187H161V184H160ZM172 188H174V187H172ZM251 188H253V186L251 187V184H250V189ZM155 189H157V188H155ZM216 189L220 193H217ZM185 191H186V193H185ZM214 192H216V193L214 194ZM15 193H17V194H15ZM161 193H162V195L163 194L166 195V193H163V191H161ZM180 193H181V191H180ZM142 194H141V197H142ZM138 195L140 196L139 193H138ZM165 195H163L164 198H166ZM200 195H202V194H200ZM232 195H234V194H232ZM203 196H204V194H203ZM141 197H139V198H141ZM159 197H161V196H159ZM225 197H226V194H225ZM204 198L205 199L209 198V196L204 197ZM259 198H260V196H259ZM234 199H230V201L231 200L234 201ZM24 200L27 203L22 205L23 203H21V202H24ZM165 200L166 199H164V201ZM194 200L191 202H194ZM257 200H258V197H257ZM36 201H41L42 206L47 209V213H46L47 216L46 215L45 216L49 219L50 223L52 224L51 225L52 228L51 227H49V228L48 227L47 228L41 227V225H39V223H38V220L41 221V218L36 220L35 219L36 216L34 217V215H32L31 210L33 208H30V206L31 205L36 206V204H37ZM195 201H197V200H195ZM160 202H162L163 204L166 203V202H163V200L162 201L160 200ZM226 202H227L226 204H228V201H226ZM261 202H263L262 204L264 206V201L261 200ZM28 203H31V205L29 204L28 205L29 207L25 206ZM220 205L221 206L224 205V207L222 206L223 207L222 210L224 212L221 210ZM228 205H230V204H228ZM263 206L261 208L264 212ZM165 207L163 206V209ZM6 208H9V209H6ZM200 208H201V210H200ZM204 208H205V206H204ZM216 208H217V210H216ZM209 209H211L212 212H210ZM218 209L222 211L221 215L219 212L216 214V212L219 211ZM227 210L229 211V209H227ZM230 210H231V208H230ZM32 211H34V210H32ZM228 213L226 215L229 217V214L231 215V213H229V214ZM214 215L220 216L219 218L221 221L218 220L219 218L217 219V217H216V219H217V221H216ZM226 215L223 217H226ZM260 216H261L260 220L263 221L264 215L262 216L260 214ZM41 217H42V215H41ZM174 217H175V214H174ZM213 217L215 220V222H214L215 224L212 222ZM176 218H177V216H176ZM179 218L180 217H178L177 219H179ZM224 219H226V218H224ZM208 220H207V222L206 221L205 222L208 223ZM25 221H26V223H25ZM188 221H187V223H188ZM228 221L226 223H228ZM28 222L31 225V228H33V229H31L29 227H28L29 229L27 228ZM175 222H177V224H175ZM66 223H67V225H66ZM117 223H118V220H117ZM24 224H27V225H24ZM63 224L66 227L63 226ZM221 225H222V223L220 224V226ZM118 226H119V223H118ZM222 226H224V225H222ZM13 228L11 230H14ZM228 228L231 229L229 226H228ZM247 228L249 230H247ZM199 229H201V226ZM241 229H242V227H241ZM226 230H228V229H226ZM115 231H117V233H119L120 229H118V227H117L115 229ZM115 234H116V232H115ZM167 234H169V235H167ZM78 236L81 237V239L83 238L86 240V242H84V244H82V246L80 245V243H82L84 240L79 243V245L82 248L86 245L85 246L86 251L83 250V252H81V254L79 253V251L77 250V248H75V246L73 244L70 243L68 245L65 243V239H67V238L70 241L71 240L74 241V239L76 241V239H77L76 242L78 243L80 241V240L78 241V238H77ZM98 236L100 238H98ZM20 237H18V238H20ZM200 239L203 243L201 241H199ZM221 240L222 239H220V241ZM75 241H74V243H75ZM109 243H112V245ZM113 243H115V244H113ZM184 243H186V244L184 245ZM116 244L120 245L118 247H120L122 250H125V251L121 252L119 250L120 248L116 249L115 247H113V245H116ZM152 245H154V243ZM5 247L0 240V264H7V262H8V260L5 258L6 256H4V254H6L5 253L6 252ZM241 247H242V245H241ZM196 248H197V246H196ZM201 248H200V250H201ZM232 250H233V252H232ZM240 250H242V248H240ZM80 251H82V250H80ZM146 251H147V249H146ZM235 251H234V248L231 249L232 254L230 253L231 254L230 257L228 256L230 258V262H231L230 264H233L237 260L236 257L239 256V255H237L239 251H237V250H235ZM78 253L80 255H77ZM82 253H84V254H82ZM91 253H92V255H91ZM100 255H102V254H99V257L97 256L99 259L101 257ZM112 255H113V253H112ZM122 256H124V257H122ZM152 256H154V255H152ZM218 256H220V257L218 258ZM103 257L101 258L102 260L104 259ZM156 257L154 256V258H156ZM225 257H223V258L225 259ZM22 258H24V257H22ZM22 258H19V260L16 259L15 260L16 263L18 260V264L21 262H22L21 264H27V263H25V261L30 259V258L26 259V257H25L26 260L24 261V259H22ZM107 258L108 259L106 261H108V262H110L111 260H114L113 256H112V258H109V256ZM154 258H151V259H154ZM79 260H81V259H79ZM94 261H97V263L100 262V261H98V259H96ZM87 262L85 264H89ZM108 262H107V264H110ZM97 263L95 262V264H97ZM103 264H104V260H103ZM223 264H224V262H223Z\"/></svg>", "mask_w": 264, "mask_h": 264}]
</instances>
